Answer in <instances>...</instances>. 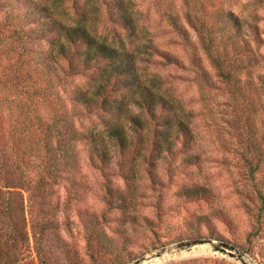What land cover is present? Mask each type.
I'll return each mask as SVG.
<instances>
[{
  "label": "rangeland",
  "instance_id": "374dc122",
  "mask_svg": "<svg viewBox=\"0 0 264 264\" xmlns=\"http://www.w3.org/2000/svg\"><path fill=\"white\" fill-rule=\"evenodd\" d=\"M126 1L133 8L136 36L110 20L104 0H0V25L7 12L23 18L36 2H45L63 22L78 21L114 46L133 48L143 78L161 85L178 104L196 138L157 146L151 138L139 143L138 150L117 155L111 171L85 159L80 200L60 186L52 195L60 203L56 216L42 217L52 222L44 252L38 253V237L29 223V239L18 241L25 250L10 253L23 258V264H264V125L257 126V140L246 141L248 131L233 97L186 19L191 11L209 15L216 8L231 10L246 27L257 20L264 39V0ZM171 17L188 28L211 86L201 87L195 79L191 46ZM260 50L264 54V44ZM258 73L264 76V62L254 68L253 75ZM0 125L6 132V124ZM255 146L262 163L254 177ZM85 211L97 215L103 242L90 238L81 216ZM158 253L164 258L147 262Z\"/></svg>",
  "mask_w": 264,
  "mask_h": 264
},
{
  "label": "trees",
  "instance_id": "16d2710c",
  "mask_svg": "<svg viewBox=\"0 0 264 264\" xmlns=\"http://www.w3.org/2000/svg\"><path fill=\"white\" fill-rule=\"evenodd\" d=\"M104 2L110 20L136 36L132 5L126 0ZM200 11L187 12V22L233 97L248 131L246 141L253 142L257 126L264 125V76L253 75L264 62L263 31L257 20L246 27L231 10ZM171 22L191 46L195 79L201 87L211 86L188 28L175 17ZM1 23L0 122L6 132L0 125V262L23 264L9 250H25L18 241L29 239L27 225L32 223L35 247L44 252L52 222L43 218H54L60 206L52 195L63 186L80 200L85 159L111 171L114 158L132 147L138 150L139 143L153 138L154 146L173 144L182 138L192 141L196 134L161 85L143 78L133 48L114 46L78 21L63 22L45 2H36L23 18L7 12ZM161 55L177 63L169 53ZM253 151L259 156L250 165L255 177L262 152L256 146ZM69 205L67 201L65 210ZM81 216L90 238L103 242L97 215L85 211Z\"/></svg>",
  "mask_w": 264,
  "mask_h": 264
},
{
  "label": "water",
  "instance_id": "95a60500",
  "mask_svg": "<svg viewBox=\"0 0 264 264\" xmlns=\"http://www.w3.org/2000/svg\"><path fill=\"white\" fill-rule=\"evenodd\" d=\"M162 258H164V255L162 253H158V254L155 255V257H149L147 262L148 261L149 262H153L155 259H162ZM137 264H139V263H137Z\"/></svg>",
  "mask_w": 264,
  "mask_h": 264
}]
</instances>
